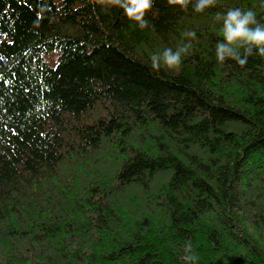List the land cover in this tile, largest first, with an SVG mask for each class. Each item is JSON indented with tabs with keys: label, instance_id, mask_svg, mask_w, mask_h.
<instances>
[{
	"label": "trees",
	"instance_id": "1",
	"mask_svg": "<svg viewBox=\"0 0 264 264\" xmlns=\"http://www.w3.org/2000/svg\"><path fill=\"white\" fill-rule=\"evenodd\" d=\"M85 4L0 0V264H264V58L219 64L212 24L264 0Z\"/></svg>",
	"mask_w": 264,
	"mask_h": 264
},
{
	"label": "clouds",
	"instance_id": "2",
	"mask_svg": "<svg viewBox=\"0 0 264 264\" xmlns=\"http://www.w3.org/2000/svg\"><path fill=\"white\" fill-rule=\"evenodd\" d=\"M154 0H86L87 4L99 6L105 10L113 8L122 11L123 16L135 27L144 30L149 27L146 14L152 9ZM167 6L179 8L187 12L192 5L194 13L203 14L206 10L216 7L218 0H166ZM213 27L218 24L221 37L215 45V58L219 64L228 60L243 66L248 57L257 55L264 58V23H260L252 9L229 8L226 12L215 13L212 20ZM196 40V32L188 30L181 33V41L173 49L165 47L160 52L150 55V71H177L192 49V42ZM181 259L185 264H196L198 257L193 252L191 241L184 245Z\"/></svg>",
	"mask_w": 264,
	"mask_h": 264
}]
</instances>
